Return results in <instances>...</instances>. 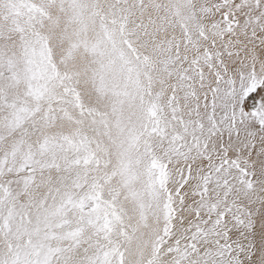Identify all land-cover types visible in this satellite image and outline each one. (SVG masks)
<instances>
[{"label": "snow or ice", "instance_id": "snow-or-ice-1", "mask_svg": "<svg viewBox=\"0 0 264 264\" xmlns=\"http://www.w3.org/2000/svg\"><path fill=\"white\" fill-rule=\"evenodd\" d=\"M0 264H264V0H0Z\"/></svg>", "mask_w": 264, "mask_h": 264}]
</instances>
